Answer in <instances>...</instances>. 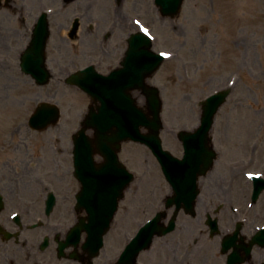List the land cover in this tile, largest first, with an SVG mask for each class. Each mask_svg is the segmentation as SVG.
Segmentation results:
<instances>
[{"label": "flooded vegetation", "instance_id": "af4514ba", "mask_svg": "<svg viewBox=\"0 0 264 264\" xmlns=\"http://www.w3.org/2000/svg\"><path fill=\"white\" fill-rule=\"evenodd\" d=\"M142 4L0 0V264H264V188L254 200L247 174L259 171L264 178V165L235 158L221 168L225 149L198 180L195 214L181 212L174 230L156 243H110V224L102 243L90 242L83 229L75 240L76 229L88 223L86 207L96 203L89 199L104 197L107 202L97 203L109 205L110 187L85 184L104 177L75 175L74 157L81 164L91 159L99 172L110 145L103 152L81 144L76 153L78 127L54 150L55 161L47 128L34 129L30 119L39 109L49 116L53 87L85 95L68 81L73 74L87 81L120 67L128 39L138 32L135 23L145 24ZM133 96L146 106L142 92ZM87 98L82 118L99 105ZM86 135L95 139L94 130ZM52 161L64 168L60 174H51Z\"/></svg>", "mask_w": 264, "mask_h": 264}, {"label": "rangeland", "instance_id": "374dc122", "mask_svg": "<svg viewBox=\"0 0 264 264\" xmlns=\"http://www.w3.org/2000/svg\"><path fill=\"white\" fill-rule=\"evenodd\" d=\"M128 12L134 16L132 7ZM138 13L153 37L152 50L167 55L147 80L160 92L163 148L180 158L182 149L175 133L196 128L199 103L229 87L230 96L218 110L211 130L217 152L225 149L218 166L224 168L227 160L235 158H253L258 166L264 165V0H184L174 19L161 17L152 0H143ZM123 47L120 44L119 48ZM66 91L51 88L52 103L61 115L55 126L43 132L55 161L54 150L63 147L79 127L90 104L85 95ZM119 159L134 174V180L119 202L110 227V243H127L162 209L169 192L157 161L146 147L124 143ZM59 164L52 161L51 174L64 170Z\"/></svg>", "mask_w": 264, "mask_h": 264}, {"label": "water", "instance_id": "95a60500", "mask_svg": "<svg viewBox=\"0 0 264 264\" xmlns=\"http://www.w3.org/2000/svg\"><path fill=\"white\" fill-rule=\"evenodd\" d=\"M155 3L164 17L172 18L178 13L182 0H156ZM128 45L126 57L121 63L122 68L110 73L109 76L95 75L94 79L87 81L72 77L81 91L93 102L99 103L97 111L90 109L84 119L82 129L79 131L80 138L75 141L76 145L79 144L81 148V143L85 145L94 143L103 152L107 151L106 145H110L109 162H105L99 173L95 170L93 162L88 166L80 164L78 159L75 162V174H78L79 168L85 169L84 175L104 177L99 183L110 186L109 205L102 206L97 202L88 205V224L80 227L87 231L89 239L98 231L97 243H102V235L106 232L109 222L111 224L113 220L123 191L133 180V175L118 160V152L124 142L138 143L151 151L174 193L172 197L166 199L165 207L166 209L175 207L174 215L167 227L159 224L163 215L156 214L139 229L129 243H151L154 236L167 234L174 229L175 217L179 210L188 213L193 211L198 195L197 179L206 174L216 158L210 145L209 133L215 114L229 95V90H222L200 103L202 112L198 127L193 132L180 131L177 134L183 148V157L177 159L162 148L160 140V131L163 128L160 117L162 102L159 90L146 84V79L158 70L165 57L151 51V40L144 34L133 35ZM135 90H141L146 96L148 112L137 106L131 95ZM49 111L46 118L43 109H39L31 119V126L43 129L55 125L59 120V110L55 105H51ZM88 129L94 130V140L85 135ZM79 148L76 150H81ZM104 199L107 200L102 198L100 201ZM101 224L102 227L99 228Z\"/></svg>", "mask_w": 264, "mask_h": 264}, {"label": "snow or ice", "instance_id": "6c2138e0", "mask_svg": "<svg viewBox=\"0 0 264 264\" xmlns=\"http://www.w3.org/2000/svg\"><path fill=\"white\" fill-rule=\"evenodd\" d=\"M142 31H144L145 32V35H147V31L145 29H142ZM162 55H164V54H162Z\"/></svg>", "mask_w": 264, "mask_h": 264}]
</instances>
